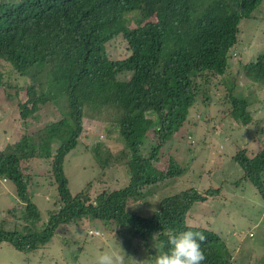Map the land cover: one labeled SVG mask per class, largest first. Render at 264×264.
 Here are the masks:
<instances>
[{
	"label": "trees",
	"instance_id": "16d2710c",
	"mask_svg": "<svg viewBox=\"0 0 264 264\" xmlns=\"http://www.w3.org/2000/svg\"><path fill=\"white\" fill-rule=\"evenodd\" d=\"M261 7L264 0H0V62L26 80L0 87L7 102L16 101L20 119L18 139L0 147V180L14 185L24 205L0 214V245L35 251L60 226L98 221L122 236L128 263L140 252V264H153L168 250L170 234L193 230L206 237L204 264H233L221 234L187 223L192 206L220 189H170L186 168L172 156L165 169L156 164L191 110H207L213 86L225 115L245 127L253 123L248 108L256 100L253 87L264 86V50L239 62L234 74L228 54L239 23L258 19L253 12ZM88 123L102 138L89 134ZM88 137L96 169L121 167L126 178L123 188L104 189L93 200L91 183L73 195L64 172L66 156ZM253 141L256 152L243 148L233 157L241 176L226 181L242 194L250 184L264 201V146ZM35 162L49 165L58 196L41 225L27 174ZM168 188L143 215L147 196ZM5 218L21 224L5 229Z\"/></svg>",
	"mask_w": 264,
	"mask_h": 264
},
{
	"label": "rangeland",
	"instance_id": "374dc122",
	"mask_svg": "<svg viewBox=\"0 0 264 264\" xmlns=\"http://www.w3.org/2000/svg\"><path fill=\"white\" fill-rule=\"evenodd\" d=\"M253 14L258 19H247L239 23L237 42L228 54L233 74L236 73L239 62H247L264 50V7ZM0 82L1 88H8L9 85L22 87L26 84L24 78L2 62ZM253 89L251 95L255 96L256 100L248 108L253 122L251 125L245 127L237 119L225 115V107L218 103L221 92L213 86L211 104L207 110L200 106L202 115L191 110L190 121L185 123L176 137L165 145L156 164L158 169L163 170L167 166L168 156H172L186 168L185 177L180 179L181 184L170 189H177L180 185L179 189L198 186L200 192L208 189L210 185L220 189L218 196L192 206L187 215V223L221 234L225 246L231 253L233 264H264V201L250 184L244 187L245 191L242 194L240 187L235 188L226 181L233 182L241 176L240 168L233 161L239 149L255 148L256 152L259 145L253 141L255 139L264 146V86H254ZM2 94L1 90V148L15 142L20 135L17 129L20 126V119L16 101L7 102ZM86 127L90 131L89 134L102 138L94 125L88 123ZM258 130L261 135L258 134ZM81 141L82 146L71 151L64 163L70 192L75 195L86 184L91 183L89 197L93 200L104 189L123 188L126 185L124 169L115 167L104 173L99 172L91 161L88 149L93 142L92 137ZM201 166L204 167L203 181H198ZM27 174L32 179L29 194L40 212L41 225L47 221L48 213L55 211L58 206L57 192L55 186L51 185L52 181L48 179V164L35 162ZM167 192H170L169 188L162 194L157 191L152 197L147 196L141 204L142 214L148 215L154 210V204ZM22 206L24 205L17 200L14 185L7 180H0V214ZM3 221L7 223L3 225L5 229L21 224L18 219L5 218ZM114 229H106L98 221H82L78 225L60 226L51 242L35 251L21 253L6 244L0 245V264H94L99 253L113 247L118 249L119 244L126 253L127 247L123 238L118 236ZM132 250L136 251L134 246ZM134 256L132 263L126 260V264H140L142 254L136 252Z\"/></svg>",
	"mask_w": 264,
	"mask_h": 264
},
{
	"label": "clouds",
	"instance_id": "9594fccd",
	"mask_svg": "<svg viewBox=\"0 0 264 264\" xmlns=\"http://www.w3.org/2000/svg\"><path fill=\"white\" fill-rule=\"evenodd\" d=\"M206 240L200 231L186 230L170 234L168 250L157 254L153 264H204L206 255L201 247ZM128 255L119 244V248H110L99 253L94 264H126Z\"/></svg>",
	"mask_w": 264,
	"mask_h": 264
}]
</instances>
